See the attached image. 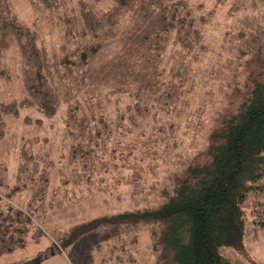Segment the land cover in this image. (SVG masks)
<instances>
[{
    "label": "trees",
    "instance_id": "16d2710c",
    "mask_svg": "<svg viewBox=\"0 0 264 264\" xmlns=\"http://www.w3.org/2000/svg\"><path fill=\"white\" fill-rule=\"evenodd\" d=\"M27 1L37 19L57 12L63 41L51 49L36 28L18 17L10 0H0V78H10L4 58L15 47L20 64L14 75L21 81L18 97L0 99V133L5 117H18L23 108L52 117L63 104V130L70 144L61 155L64 163L57 178L62 185L72 177L79 179L73 185L86 181L98 186L102 177L96 182L93 174L112 170L111 162L104 163L112 134L138 126L153 108H172L175 96L166 87L164 52L171 39L189 51L200 46L206 18L197 16L188 0H111L101 13L79 0L77 18L66 0ZM241 35L244 91L237 103L233 97L227 100L204 149L171 177L170 189L161 190L162 202L86 220L55 238L59 246L98 232L112 236L114 246L125 250L128 241H136L138 227L147 224L153 264H233L224 248L246 253L244 207L249 198L250 214L264 224V208L256 198L264 196V26L246 29ZM108 38L118 46L101 59ZM116 95L126 96L129 102L109 117L101 103L116 101ZM53 166L48 151L34 152L26 142L11 184L1 165L0 254L37 242L44 234L41 223L35 221L40 222L52 202L47 198ZM58 183L54 190L61 186ZM22 191L28 193L25 201L14 203L13 196ZM90 261L91 256L84 264Z\"/></svg>",
    "mask_w": 264,
    "mask_h": 264
},
{
    "label": "rangeland",
    "instance_id": "374dc122",
    "mask_svg": "<svg viewBox=\"0 0 264 264\" xmlns=\"http://www.w3.org/2000/svg\"><path fill=\"white\" fill-rule=\"evenodd\" d=\"M86 1L97 13L111 5V0ZM10 2L18 17L36 28L47 46L57 49L63 41L57 12L48 13L50 15L46 12L37 19L27 0ZM188 2L197 16L204 15L206 22L202 26L200 46L189 51L171 39L164 52L165 83L175 96L172 108L163 111L153 108L138 126L112 134L113 141L106 144L104 159L105 164H113L112 170L101 175L93 174V181L98 182L102 177L98 186L86 181L73 185L79 179L73 180L72 177L62 185L57 178V172L64 163L61 155L68 151L70 144L63 130V104L52 117H45L34 108L21 109L18 117H5L4 129L0 133V167H6L4 175L8 183L14 181L19 151L24 142L34 152L48 151L54 166L50 171L47 198L52 202L47 204V212L40 222L35 221L39 225L41 223L44 234L37 242L28 241L22 248L0 254V264H84L89 256V264L154 263L147 224L138 227L136 241H128L125 250L114 246L117 242L105 233H86L65 247L59 246L55 238L103 214L161 203V190L171 188V177L179 174L189 159L206 146L209 133L217 124L216 117L228 105L227 100L233 97L237 103L235 100L241 97L240 91H244L247 80L242 72L245 70L243 56L239 55L241 32L264 26V0ZM78 3L79 0H66L73 11L71 15L76 18ZM126 22L127 18L123 23ZM103 45L101 59L111 55L118 46L112 38L105 39ZM4 62L10 78H0V99L6 101L20 95L21 81L14 75L20 64L15 47L5 52ZM117 97L116 101L101 103L102 111L109 117L124 109L129 102L124 95ZM25 116L28 117L27 122L24 121ZM64 171L67 176L68 170ZM57 183L61 186L54 190ZM27 194L19 192L12 201L21 205ZM256 198L264 208V196ZM251 204L252 199L249 198L244 207L246 229L243 243L246 253H239L231 247L224 248L233 264H264V224L255 221L250 214Z\"/></svg>",
    "mask_w": 264,
    "mask_h": 264
}]
</instances>
